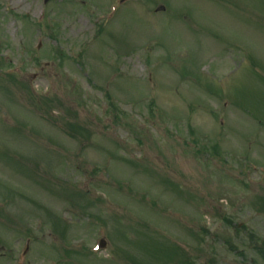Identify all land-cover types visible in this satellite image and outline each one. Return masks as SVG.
<instances>
[{"label": "rangeland", "instance_id": "obj_1", "mask_svg": "<svg viewBox=\"0 0 264 264\" xmlns=\"http://www.w3.org/2000/svg\"><path fill=\"white\" fill-rule=\"evenodd\" d=\"M120 3L0 0V264H247L264 0Z\"/></svg>", "mask_w": 264, "mask_h": 264}, {"label": "flooded vegetation", "instance_id": "obj_2", "mask_svg": "<svg viewBox=\"0 0 264 264\" xmlns=\"http://www.w3.org/2000/svg\"><path fill=\"white\" fill-rule=\"evenodd\" d=\"M252 250L256 252V247L254 246ZM259 250H263L261 253L256 252V254H258L257 256H259V263L252 261V264H264V260L261 258L262 254H264V248H259Z\"/></svg>", "mask_w": 264, "mask_h": 264}]
</instances>
